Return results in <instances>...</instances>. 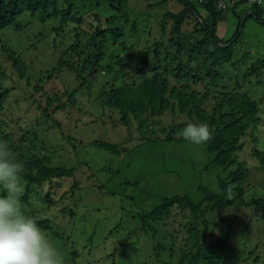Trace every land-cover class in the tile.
I'll use <instances>...</instances> for the list:
<instances>
[{
  "label": "rangeland",
  "instance_id": "1",
  "mask_svg": "<svg viewBox=\"0 0 264 264\" xmlns=\"http://www.w3.org/2000/svg\"><path fill=\"white\" fill-rule=\"evenodd\" d=\"M54 1L58 13L71 7L66 24L26 10L0 33V86L8 93L1 125L27 159L74 172L41 184L23 181V213L47 222L41 229L65 264H207L187 262L188 214L175 208L165 218L147 215L165 197L187 195L196 203L204 190L220 194L218 180L239 165L244 201L264 199V24L247 18L214 84L204 73L198 81L174 77L177 48L186 61L202 37L196 20L211 23L202 0H190L199 16L188 15L178 33L169 16L183 9L178 0ZM224 1L215 30L222 42L252 11L244 2L233 11L240 0ZM156 45L166 52L153 55ZM145 57L170 71V87L193 92L211 114L231 111L240 96L257 104L258 122L247 123L233 154L236 165L214 167L201 146L179 140L177 125L194 116L171 97L167 109L145 114L141 124L104 104L109 91L143 82ZM206 208L196 224L204 248L223 241L239 264H264V216L254 205Z\"/></svg>",
  "mask_w": 264,
  "mask_h": 264
},
{
  "label": "trees",
  "instance_id": "2",
  "mask_svg": "<svg viewBox=\"0 0 264 264\" xmlns=\"http://www.w3.org/2000/svg\"><path fill=\"white\" fill-rule=\"evenodd\" d=\"M112 3V0H105ZM183 9L176 13L170 14L171 20L174 21L173 29L175 33L180 31L185 18L188 15L199 16L194 5L190 0H178ZM246 0H240L233 6V11H236L238 5ZM217 0H202V6L205 11L211 16V23L207 25L205 22L196 20V24L200 26L202 37L189 48L188 58L184 61L183 53L180 48L176 50L175 58L178 59L176 78H186L193 81L201 79L204 73L206 77L211 78L212 83H219L218 73L216 68L222 63L228 62L231 59L232 47L237 43L243 30V24L247 18H252L257 22L264 24L262 15L264 8L260 5L253 4L250 13H245L243 20H239L235 33L226 42H222L216 35L218 10L216 8ZM30 11L31 15H39V19L44 21L47 17H58L61 24L68 22V17L71 15V7L68 6L65 11L57 12L54 0H0V33L1 31L13 23L16 16L24 11ZM74 17H71L73 19ZM199 19V18H198ZM201 19V18H200ZM118 37V36H116ZM177 45L181 46L179 40ZM162 48V51L160 50ZM147 50V49H146ZM162 52H166L164 45H156L153 55L158 57ZM146 58V57H145ZM86 66V64H84ZM159 64H149L146 58L141 73L144 80L139 85L121 86L109 91L105 95L104 104L111 108H117L122 113L124 119L132 116L138 123L143 122V116L148 114L154 116L161 114L170 105L171 97L177 101L181 110L187 111L189 115L194 116V119L189 123H206L213 131L212 138L201 148L206 153L207 159L214 167L226 169L234 165V156L239 140L244 136L248 122L257 123V104L247 96H240L230 103L231 111L218 114H211L206 111L203 106V101L193 92L182 91L177 88L170 87L168 79V69L162 70ZM19 71V68L17 67ZM147 73H149L147 75ZM23 76V73H21ZM8 93L7 89L0 86V111L3 108ZM188 124V123H186ZM186 124L177 125V133H179ZM0 140L6 141L11 149L16 153L17 157L25 166L23 181L28 184H41L50 181L54 178L72 177L74 172L72 169L65 167H48L36 160H29L20 153L15 145L11 135L4 129L0 123ZM180 141H184L179 136ZM236 165V164H235ZM230 172L226 179H219L218 184L221 189L220 194H213L208 190L202 191V198L198 202H194L187 195H173L165 197L162 202L153 208L147 215V218H165L175 210L188 214L193 223L185 225L189 232V242L191 249L187 255V262L196 263V260L202 259L207 264H239L238 260L234 259L227 245L223 241L211 243L208 248H204L200 244V237L197 233V219L200 215L206 213V206L211 205L215 208H226L233 203L243 205H254L258 211L264 216V199H255L246 203L243 199L245 188L244 183L246 175L242 171V165ZM244 168V167H243ZM26 202V197L23 199ZM205 206V208H204ZM38 226L47 229L48 225L45 220H37ZM179 264H184L181 261Z\"/></svg>",
  "mask_w": 264,
  "mask_h": 264
},
{
  "label": "clouds",
  "instance_id": "3",
  "mask_svg": "<svg viewBox=\"0 0 264 264\" xmlns=\"http://www.w3.org/2000/svg\"><path fill=\"white\" fill-rule=\"evenodd\" d=\"M264 6V0H256ZM178 135L194 146L207 143L213 131L206 123H188ZM25 166L6 141L0 140V264H65L64 254L37 222L25 215L18 194Z\"/></svg>",
  "mask_w": 264,
  "mask_h": 264
},
{
  "label": "built area",
  "instance_id": "4",
  "mask_svg": "<svg viewBox=\"0 0 264 264\" xmlns=\"http://www.w3.org/2000/svg\"><path fill=\"white\" fill-rule=\"evenodd\" d=\"M244 3L250 5L257 4L256 0H246ZM216 7L219 11H221L222 9L227 7V3L224 0H217Z\"/></svg>",
  "mask_w": 264,
  "mask_h": 264
},
{
  "label": "crops",
  "instance_id": "5",
  "mask_svg": "<svg viewBox=\"0 0 264 264\" xmlns=\"http://www.w3.org/2000/svg\"><path fill=\"white\" fill-rule=\"evenodd\" d=\"M217 25H218V23H217Z\"/></svg>",
  "mask_w": 264,
  "mask_h": 264
}]
</instances>
